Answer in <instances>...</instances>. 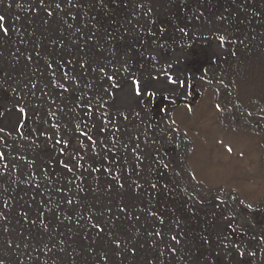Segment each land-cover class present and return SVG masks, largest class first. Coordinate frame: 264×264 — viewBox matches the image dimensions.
<instances>
[{
    "label": "rangeland",
    "instance_id": "rangeland-1",
    "mask_svg": "<svg viewBox=\"0 0 264 264\" xmlns=\"http://www.w3.org/2000/svg\"><path fill=\"white\" fill-rule=\"evenodd\" d=\"M69 1L73 38L39 23L0 57V193L46 225L33 236L6 217L0 264H264V0H184L186 17L127 0L113 22L109 0ZM65 100L91 139L50 168L39 150L72 138L50 120ZM7 106L44 143L11 142Z\"/></svg>",
    "mask_w": 264,
    "mask_h": 264
},
{
    "label": "bare ground",
    "instance_id": "bare-ground-1",
    "mask_svg": "<svg viewBox=\"0 0 264 264\" xmlns=\"http://www.w3.org/2000/svg\"><path fill=\"white\" fill-rule=\"evenodd\" d=\"M109 1H110V4L112 5V11H111L112 15H111L110 21L113 22L116 14L120 12V9L123 10L125 8L127 0H109ZM2 2L7 6V8H9L11 12V17L5 18L0 13V17H2V20H0V57L2 56L7 57L9 54L12 53V50L17 49L19 47L18 37L25 32L31 33L33 28H35L34 30H37L39 23H41V25L43 26L44 24L48 26L50 25V23L54 22V24L59 27L58 33L61 39L63 37L73 38L75 35L74 34L75 25L77 24V20H75L76 16L73 15V12L74 10L77 11V8L79 9V6L74 2H71L69 0H2ZM166 2H167L166 4H168L169 7L173 6L175 8H178L179 12L186 17V11L183 10L185 8L181 5V3L185 2L184 0H166ZM12 31H16L17 34H20V35L16 36L14 35ZM47 31L49 32V30ZM57 71H58V68H57ZM63 74L67 76V70L63 72ZM8 98L9 97L7 93L2 92V91L0 92V103H5ZM63 104H66L65 108H63V110L65 109L64 111H67L66 117H64V115L62 114L63 111L61 112L60 110L59 114L57 113L51 114L50 120L56 123L58 122L60 125L64 123L68 124V126L70 125L69 128H71L72 138L70 139V141L63 140L61 138V141H65V142H63L60 145H57V143H52L50 140H47V143L44 144V148H42L41 151L39 150V152L42 155H44V157H47L45 158V165L50 168L52 167L50 166L51 161H55V163L59 162L60 165L62 164L64 166V162H65V159H64L65 152L64 151L68 146H70L68 144H71V141L73 140L74 137H77L80 140H84V139L90 140L91 139L90 138L91 134L87 133L86 128L82 124L83 121H81L80 116L77 115L78 113H76V111L72 108L70 104H68V102H66V100ZM14 106L19 107L17 105H14ZM0 108H1V105H0ZM9 108L10 107L7 106L5 110H3L4 112L3 111L1 112L4 113L3 119L6 118L7 116L9 117V115L14 117V120H15L14 125L12 126L13 128L11 127L12 129L10 128L11 132L9 134L11 137L10 139L11 142L16 141L17 142L16 145L24 146V144H21V143L18 144V143L23 134L24 136L26 134H29L31 140L35 138L36 141H38L37 143L39 145L44 143L42 141H44L46 138L43 133H39V132L35 133L29 127H27L28 123L25 125V116H26L25 112L23 111L25 116L23 112L19 114L20 111L17 112L18 109L9 112L10 114H7L6 111L9 110ZM7 146H8L7 142H4V145L0 147V174L3 173V170H5V167L3 166V161L6 157L5 149L7 148ZM34 151H35L34 155L36 157L41 156V154L38 153V150H34ZM78 166H79V163H78ZM210 166L211 165L209 164V167H207L206 172H205L206 174L210 171L211 169ZM91 167L93 170H95L96 163L92 162ZM229 167H232V166H229ZM199 172H202V171H199ZM227 172L229 174L228 177L234 176V173L231 170H228ZM39 173L42 175L45 174L46 177L51 179L48 168L42 166V164L39 165ZM206 174H205V177H206ZM220 174L221 173H217V175H220ZM70 176L72 178L70 179V181L72 183L71 186L73 188L82 186L84 189L85 186H89V188L91 189V190L87 189L89 192H92V193L96 192V179L95 178H93L94 182L84 183L83 181H81V178H75L72 174H70ZM24 185L26 186V183ZM8 186L12 188L14 191H20L19 188L17 186H13V184L12 185L10 184ZM3 194L4 195L0 193V197L2 195L1 206H0V223L4 224L3 220L6 217H8L9 215L11 216L14 215L16 217L15 220L18 222V224L21 227H23L26 230L27 234H30L33 236L45 237V235L38 234L39 230L40 231L46 230L44 228L46 227L44 222H42V225H41V222L39 224L37 221L29 220L27 215H25L20 210L18 211L11 210L9 208V204L11 203V197H13V195L11 194L7 195L6 192L4 191H3ZM19 195H21V193H19ZM4 199H6V201Z\"/></svg>",
    "mask_w": 264,
    "mask_h": 264
},
{
    "label": "snow or ice",
    "instance_id": "snow-or-ice-1",
    "mask_svg": "<svg viewBox=\"0 0 264 264\" xmlns=\"http://www.w3.org/2000/svg\"><path fill=\"white\" fill-rule=\"evenodd\" d=\"M0 20H2V17H0ZM222 39V38H221Z\"/></svg>",
    "mask_w": 264,
    "mask_h": 264
}]
</instances>
